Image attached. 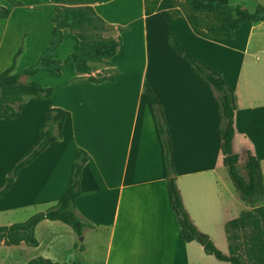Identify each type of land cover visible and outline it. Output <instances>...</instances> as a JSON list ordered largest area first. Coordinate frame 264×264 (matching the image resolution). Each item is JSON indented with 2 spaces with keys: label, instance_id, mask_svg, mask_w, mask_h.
Returning a JSON list of instances; mask_svg holds the SVG:
<instances>
[{
  "label": "crops",
  "instance_id": "0c3cea01",
  "mask_svg": "<svg viewBox=\"0 0 264 264\" xmlns=\"http://www.w3.org/2000/svg\"><path fill=\"white\" fill-rule=\"evenodd\" d=\"M15 1L0 0L9 12L0 17V72L12 61L23 36L25 50L18 70L34 64L52 40L57 4ZM206 1L249 11L264 6V0ZM93 7L121 37L111 58L110 68L116 74L103 82L70 80L75 67L67 62L61 73L41 69L28 78L51 87L52 93L46 98L28 97L18 117L0 118V185L38 140L51 108L67 112L63 139L19 171L0 198V218L22 208L38 212L61 198L81 148L90 159L82 171L76 207L95 227L86 226L78 235L65 223L43 220L35 229L38 246L0 242V264L4 259L27 264L40 256L68 264L67 253L70 264H215L200 242H186L183 237L143 86L150 82L164 109L176 182L190 219L216 246L220 238L229 250L225 226L238 217L239 193L224 164L217 102L172 50L167 36L174 32L186 49L223 73L237 100L233 149L239 155L238 165H245L251 154L260 161L264 178V21L243 23L231 38L227 32L211 30L232 17L230 9L195 11L186 0H102ZM79 44L76 35L66 33L54 57L66 58ZM43 248L47 255L38 253ZM18 251L36 254L24 263H13Z\"/></svg>",
  "mask_w": 264,
  "mask_h": 264
},
{
  "label": "trees",
  "instance_id": "16d2710c",
  "mask_svg": "<svg viewBox=\"0 0 264 264\" xmlns=\"http://www.w3.org/2000/svg\"><path fill=\"white\" fill-rule=\"evenodd\" d=\"M56 3L52 19L54 28L50 46L39 59L27 68L16 70L19 59L25 50L24 36L14 52L10 64L0 72V118H14L21 110L28 97L46 98L52 93L51 87H43L35 81H21V77L30 78L41 69H52L61 73L67 62L74 64L79 76L87 75L92 82L109 81L116 71L109 76H93L92 64L100 63L111 66V58L117 53L121 44L120 35L105 36L104 31L113 30L95 11L93 4L102 0H51ZM195 11L216 12L225 9L233 11L232 17L224 24L212 28V31H224L231 38L235 31L245 22L264 21V6L258 5L254 11L240 5H227L223 2L206 0H186ZM14 3H17L13 0ZM9 14L0 6V17ZM66 33L76 35L80 44L77 50L64 59L54 57L58 47L64 42ZM168 43L192 71L212 91L218 106V135L224 164L243 201L251 204V210L244 211L238 217L228 221L225 229L229 242V252L224 253L206 234L201 233L184 207L180 190L176 182L172 136L167 124L164 109L149 81L144 82L143 90L151 108L157 133L163 148L164 168L170 200L174 207L183 237L186 242L197 241L204 246L207 254L213 255L221 262L230 264H264V178L260 161L249 154L244 165L246 177L241 174L239 155L234 152L235 137L234 117L237 109L236 94L228 84L223 73L207 64L184 47L174 32H169ZM83 79V78H81ZM78 80V79H76ZM67 112L62 108L48 110L40 135L35 144L22 155L10 168L8 175L0 185V198L10 189L19 171L38 157L53 142L63 139V126ZM90 157L81 148H77L72 165L70 180L61 198L52 202L45 209L33 214L27 220L9 225H0V242L7 245H19L22 242L31 247L38 246L35 236L37 225L43 220L60 221L69 225L74 232L81 235L86 226L95 227L84 219L77 210L76 199L80 196L82 171ZM27 264H62L44 257H36Z\"/></svg>",
  "mask_w": 264,
  "mask_h": 264
},
{
  "label": "rangeland",
  "instance_id": "374dc122",
  "mask_svg": "<svg viewBox=\"0 0 264 264\" xmlns=\"http://www.w3.org/2000/svg\"><path fill=\"white\" fill-rule=\"evenodd\" d=\"M103 35L105 36H108V35H112V36H117V32L114 30H110V31H104L102 32ZM260 57L262 56L261 54H259ZM92 68H93V76H95L96 78H99L100 76H109V75H112L114 73V70L112 68H110V66H106L105 64H100V63H95V64H92ZM101 69L100 72H96V70H99ZM16 70H18V67L16 68ZM67 72H70V68L68 67L66 69ZM74 69H72V75L70 77V80H76V79H81V78H86L88 77L87 75L85 76H79L76 69L75 71ZM74 74V76H73ZM95 74V75H94ZM21 81H27L28 78L27 77H21L20 78ZM239 170L242 171V173L245 175V177L247 176L246 175V171H245V167L244 165L240 162L239 165ZM238 211H237V215L239 216L241 213H243L244 211H247V210H251L253 207L251 206V204H248L246 201H243L240 197V194H238ZM46 208V207H45ZM37 213L35 210L33 209H20L19 211H17L16 213H10L9 215H6L5 217H1L0 218V224L2 225H6L8 224L9 222H22V221H25L27 220L29 217H31L33 214ZM62 224V223H60ZM69 228V227H68ZM218 241V245L217 247L225 252V253H228L229 250L227 249L224 241H222L220 238L217 240ZM33 250V249H32ZM47 251L46 248H43V249H39V254L40 253H43V255H47L45 252ZM36 254L35 251H30L28 252L27 254H24V252H16V258L13 259V263H24V260L26 259V257H30L31 255H34ZM51 255V254H50ZM65 255V258L64 260L70 264L72 259L70 258V256H68V253L67 254H64ZM213 258L212 260H214L215 264H230V263H227V262H221V261H217L215 259V257H211ZM1 264H10L9 262H6V260H2Z\"/></svg>",
  "mask_w": 264,
  "mask_h": 264
}]
</instances>
